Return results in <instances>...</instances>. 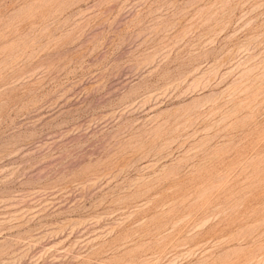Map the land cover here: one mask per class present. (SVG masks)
Instances as JSON below:
<instances>
[{
    "label": "rangeland",
    "instance_id": "1",
    "mask_svg": "<svg viewBox=\"0 0 264 264\" xmlns=\"http://www.w3.org/2000/svg\"><path fill=\"white\" fill-rule=\"evenodd\" d=\"M0 264H264V0H0Z\"/></svg>",
    "mask_w": 264,
    "mask_h": 264
}]
</instances>
